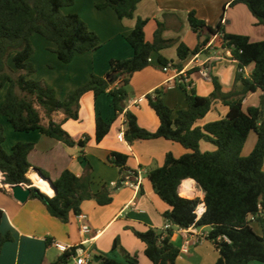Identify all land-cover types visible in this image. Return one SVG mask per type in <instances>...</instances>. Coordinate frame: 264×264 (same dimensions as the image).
<instances>
[{"label":"trees","instance_id":"1","mask_svg":"<svg viewBox=\"0 0 264 264\" xmlns=\"http://www.w3.org/2000/svg\"><path fill=\"white\" fill-rule=\"evenodd\" d=\"M74 1L0 0V91L7 87L0 115L16 133L38 131L66 146L78 145L83 148L88 141L87 136L75 143L63 130L62 123L52 122L50 116L61 112L64 121L78 120V104L84 94L91 92L95 97L108 94L115 113H124L127 128L123 137L127 143L161 138L189 151L179 158L168 153L161 167L147 173L154 193L168 206L163 217L172 225L166 231L152 228L143 232L133 230L134 236L145 245L144 254L151 264H177L179 249L170 241L173 229L184 230L190 226L210 228L206 239L219 254L215 264L264 263V236L257 235L249 225L250 216H254L255 221L264 222V41L252 42L247 36L227 34L220 22L214 28L207 27L194 13H189L188 22L193 32L198 33L205 28L210 36H219L221 48L229 51L230 59L236 62L233 87L224 93L217 79L212 78L213 91L207 97H200L183 80L177 85L184 93L187 107L177 110L175 117L160 97L161 91L156 90L147 95L146 100L159 119V127L155 132H148L138 126L136 117L125 110V105L133 74L147 68L150 65L148 59L171 44L162 39L163 27L160 24L152 42H148L144 33L147 21L137 18L133 30L126 36L132 57L111 60L105 77L91 75L85 84L70 91L63 101L56 99L54 91L46 84L30 78L35 72L29 63L34 53L30 42L32 36L38 35L53 43L54 54L63 64L70 63L76 55L99 48V38L89 31L77 15L61 13ZM140 1L103 0L96 8L112 9L119 20L132 19ZM237 4L247 7L257 26L264 25V0H232L229 6ZM207 40L193 50L180 44L177 48L178 59L183 61L190 54L199 53ZM157 61L160 66L169 63L162 56ZM251 65V73L245 77L243 69ZM256 92L260 93L258 105L243 109L245 97ZM214 102L226 106L227 114L202 127L196 126L210 112ZM35 106L49 119L47 126L41 125ZM110 126L111 122L96 118V143L108 134ZM251 133L255 135L256 142L248 156L244 157L242 149ZM4 141L0 127L3 184L31 186L27 174L32 166L27 157L33 144L16 143L6 152L3 149ZM201 142L211 144L214 150L202 152ZM127 159L126 155L115 152L108 157L109 163L119 167L122 172L126 170ZM187 179L193 180L204 193L205 211L197 221L195 210L200 200L182 198L178 194L179 186ZM51 183L55 188L51 198L38 190L32 192L31 197L39 199L49 215L62 223H68L70 214L80 215L84 201L94 200L98 206L109 205L115 189L102 185L93 192L89 164L85 166L83 176L76 177L64 170ZM119 185L120 182L116 187ZM2 216L0 210V222ZM11 240L10 234L0 232V251L3 244ZM112 250H119L123 262L101 255L98 264H139L137 257L123 250L118 240L114 241ZM74 255L75 248H72L51 264H69Z\"/></svg>","mask_w":264,"mask_h":264},{"label":"crops","instance_id":"2","mask_svg":"<svg viewBox=\"0 0 264 264\" xmlns=\"http://www.w3.org/2000/svg\"><path fill=\"white\" fill-rule=\"evenodd\" d=\"M231 1L141 0L132 19L119 20L112 9L96 8L103 0H75L72 6L67 7L65 15H77L89 31L99 38L100 46L95 51L76 55L68 64L56 60L57 70H64V78L54 76L50 82L55 86L63 80L58 85L63 88L59 92V100L65 99L68 92L85 84L91 75L105 77L109 72L111 60L132 57L133 52L126 42V36L133 30L137 18L147 21L144 28L146 41L152 42L154 32L160 24L163 27L162 39L171 42L169 47L152 56V63L147 68L134 73L130 79V94L125 110L136 117L140 128L155 132L159 127V119L146 100V96L156 90L161 91L160 97L173 111V117L177 110L186 109L184 93L177 85L178 73L188 74L191 88L197 96L207 97L211 94L212 78L217 79L224 93L229 92L237 71L236 62L230 59L229 51L221 48L219 36H210L205 28L198 33L193 32L188 15L194 13L207 27L214 28L220 22L227 34L247 36L252 42L264 41V25H256V20L245 5L230 7ZM35 36L30 39L33 44L42 47L45 53L48 50L54 53L53 43L42 37L43 40H39ZM206 39L208 40L199 53L190 54L183 61L178 59L177 48L180 44L193 50ZM159 56L169 62L170 71H161L157 61ZM206 61H209L207 65L210 66L209 78H204L202 73L201 65ZM59 63L65 66H59ZM252 67L251 65L244 68L245 77L250 75ZM256 94L259 102V92L248 94L243 101V109L257 106L252 103ZM227 111L226 106L214 102L210 112L198 121L196 126L202 127L219 120ZM78 115V120L64 121V115L56 112L50 116V120L57 124L62 123L63 130L75 143L87 136L88 141L83 148L78 145L66 146L38 131L16 133L12 128H2L5 137L3 149L9 152L16 143L33 144V149L27 157L32 166L27 175L32 184L28 187L42 191L41 193L49 198L53 193L35 185L32 176L37 173L32 171L40 172L54 182L64 170L70 171L76 177L83 176L85 166L89 164L92 169L93 192L99 190L102 185L115 188L112 202L107 206H98L94 200L84 201L80 207V215L70 214L68 223H62L49 215L39 199L30 196L24 203H19L12 197L8 185L0 187V210L3 213L0 232L8 233L12 237V240L4 243L1 248L0 264H51L63 254L56 249L54 243L69 250L82 246L92 257V264H98V257L101 255L123 262L119 250H112L115 240H118L123 250L135 255L139 264H151L144 254L145 245L134 236L133 230L143 232L152 228L161 231L165 223L163 214L168 210V206L154 193L147 173L151 169L161 167L168 153L179 158L189 151L177 143L161 138L127 143L123 137L127 128L124 113H115L108 94L97 97L91 92L84 94L79 100ZM39 116L41 125L47 126L49 119L40 113ZM97 117L111 122L108 134L99 143L94 139ZM253 139L250 149H246L247 141L244 144L242 156H248L253 149L255 135ZM200 150L213 151L214 147L207 142H201ZM113 152L128 157L125 171L122 172L119 167L109 163V154ZM119 182V187H116ZM178 194L186 199H204V193L191 179L181 183ZM79 216L84 219L81 221ZM83 224L89 226V233H82ZM249 225L257 235L264 236V222L253 221ZM209 231V227H194L193 231L173 229L170 241L179 249L177 264H215L219 254L205 237ZM186 240L190 245L188 252L183 253L181 247Z\"/></svg>","mask_w":264,"mask_h":264},{"label":"rangeland","instance_id":"3","mask_svg":"<svg viewBox=\"0 0 264 264\" xmlns=\"http://www.w3.org/2000/svg\"><path fill=\"white\" fill-rule=\"evenodd\" d=\"M66 11H67V8L62 9L61 13L63 15H65ZM35 37L39 38V40H43L39 36H35ZM49 44H51V43H49ZM31 45L33 47V52L35 54H34V58L29 60V63L31 64V66L33 67L35 72L30 78L32 80H34V81H37V82H40V83H45L48 87H50L54 91L56 99L59 100V92H61L63 90V88H59V87H62V86H58V85H60L63 82V80H62V82L60 81V83H58V85H55V86L50 81L53 80L54 76H60L63 79L64 78V76H63L64 70H62V69H60L61 71L57 70V68H58L57 67L58 63L57 62L58 61H56L57 59H56V56H55L54 53H52L50 50H48V52L45 53V51L42 50V47L38 46L37 44H33L32 42H31ZM59 66H65V65H61L59 63ZM6 89H7V87H4L0 91V106H1V104L3 102V100H4ZM63 99H61L59 101H63ZM252 103L258 105V94H256L254 96V98L252 100ZM35 107L38 109V111L41 114V116L44 117V112L38 106H35ZM0 127L1 128H11L10 125L6 122L5 118L2 117L1 115H0ZM250 136L251 137H249V139H248V141L246 143V149H250L251 144H252V140H254L253 139L254 138V134L251 133Z\"/></svg>","mask_w":264,"mask_h":264},{"label":"built area","instance_id":"4","mask_svg":"<svg viewBox=\"0 0 264 264\" xmlns=\"http://www.w3.org/2000/svg\"><path fill=\"white\" fill-rule=\"evenodd\" d=\"M148 63H152V59L149 58L148 59ZM209 64V61H206L204 63H202V70H203V76L204 78H209V70H210V66L207 65ZM171 70V66L170 65H166V66H161V71L166 73L168 71ZM243 73L245 74V70L243 69ZM189 76L186 72H181L177 74V80L178 83H181L184 80V83L189 84ZM191 87V85H190ZM4 182V175L0 170V187H4L6 185L3 184ZM205 211V205L203 201H200L199 204L196 207L195 210V215H196V221L202 216V214ZM81 221L84 219V217L79 216L78 217ZM255 221V217L254 216H250L249 217V222H253ZM172 227L171 223L169 221L165 220L164 226L162 228L163 231H166L168 229H170ZM195 226H190L189 228H187V231H193ZM81 231L82 233L86 234L89 233V226L86 224H83L81 226ZM207 237V235L205 236ZM190 245V242L188 240H186L182 247H181V252L183 253H187L188 252V246ZM54 246L56 247V249H58L61 253H65L67 251H69L68 248H66L65 246H62L58 243H54ZM93 263V259L90 256L89 252L87 250H85L82 246H78L75 247V255L72 257L71 262L69 264H92Z\"/></svg>","mask_w":264,"mask_h":264},{"label":"water","instance_id":"5","mask_svg":"<svg viewBox=\"0 0 264 264\" xmlns=\"http://www.w3.org/2000/svg\"><path fill=\"white\" fill-rule=\"evenodd\" d=\"M36 172L37 175L45 180L49 186L53 190V195L55 194V188L53 187L51 181L47 178H44L39 172L37 171H32ZM9 190L11 191L12 197L18 201L19 203H24L32 194V192H37L38 189L32 190L31 187H28L27 185H15V186H9ZM39 191V190H38ZM96 262L98 261L97 259L95 260Z\"/></svg>","mask_w":264,"mask_h":264},{"label":"bare ground","instance_id":"6","mask_svg":"<svg viewBox=\"0 0 264 264\" xmlns=\"http://www.w3.org/2000/svg\"><path fill=\"white\" fill-rule=\"evenodd\" d=\"M32 179L35 183L36 186L40 187L41 189H43L46 192H51L53 193L52 188L49 186V184L42 180L39 176H37L36 174L32 176Z\"/></svg>","mask_w":264,"mask_h":264}]
</instances>
